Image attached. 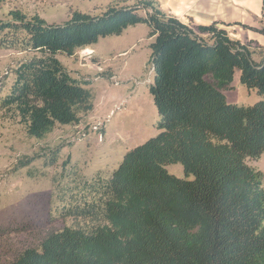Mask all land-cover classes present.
<instances>
[{
  "label": "trees",
  "instance_id": "1",
  "mask_svg": "<svg viewBox=\"0 0 264 264\" xmlns=\"http://www.w3.org/2000/svg\"><path fill=\"white\" fill-rule=\"evenodd\" d=\"M99 14L75 10L62 23L11 10L0 45L39 52L16 69L1 109L27 134L44 138L94 108L88 88L57 57L72 56L127 28H149V86L159 132L129 149L113 170L85 227L65 226L4 264H264V172L248 163L264 152V45L231 36L225 23H185L159 0H123ZM264 34L260 27L241 24ZM262 96L231 103L235 73ZM180 164L185 176L167 166Z\"/></svg>",
  "mask_w": 264,
  "mask_h": 264
},
{
  "label": "rangeland",
  "instance_id": "2",
  "mask_svg": "<svg viewBox=\"0 0 264 264\" xmlns=\"http://www.w3.org/2000/svg\"><path fill=\"white\" fill-rule=\"evenodd\" d=\"M166 2V0H160ZM123 0H0V17L11 10L39 14L62 23L75 10L99 14ZM145 24L121 35L101 38L72 56L59 53L66 72L92 94L94 108L76 124H58L44 138L27 134L14 112L1 109L16 80V69L39 52L21 43L0 45V264L24 248L38 246L50 232L87 226L95 215L76 213L97 208L106 184L124 154L155 136L160 119L149 86L152 38ZM231 103L253 105L262 96L240 82L237 70L225 90ZM248 163L264 172V152ZM180 177L182 165L169 164ZM98 209V208H97Z\"/></svg>",
  "mask_w": 264,
  "mask_h": 264
},
{
  "label": "crops",
  "instance_id": "3",
  "mask_svg": "<svg viewBox=\"0 0 264 264\" xmlns=\"http://www.w3.org/2000/svg\"><path fill=\"white\" fill-rule=\"evenodd\" d=\"M159 2L165 12L185 23L223 22L227 24L226 27L233 38L241 41L253 40L264 45L263 33L241 26L245 24L260 27L261 23H264V0H166L162 3L159 0Z\"/></svg>",
  "mask_w": 264,
  "mask_h": 264
}]
</instances>
